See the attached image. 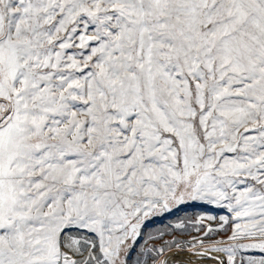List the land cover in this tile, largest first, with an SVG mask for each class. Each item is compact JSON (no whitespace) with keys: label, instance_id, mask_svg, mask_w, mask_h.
<instances>
[{"label":"snow or ice","instance_id":"6c2138e0","mask_svg":"<svg viewBox=\"0 0 264 264\" xmlns=\"http://www.w3.org/2000/svg\"><path fill=\"white\" fill-rule=\"evenodd\" d=\"M204 261L264 264V0H0V264Z\"/></svg>","mask_w":264,"mask_h":264},{"label":"rangeland","instance_id":"374dc122","mask_svg":"<svg viewBox=\"0 0 264 264\" xmlns=\"http://www.w3.org/2000/svg\"><path fill=\"white\" fill-rule=\"evenodd\" d=\"M201 214L223 215L226 214L225 210L215 208L212 205H182L179 209H173L172 213H164L163 215L153 216L150 220L146 221L144 232H156L166 225L173 224L177 219H188L190 217L198 216Z\"/></svg>","mask_w":264,"mask_h":264},{"label":"bare ground","instance_id":"6f19581e","mask_svg":"<svg viewBox=\"0 0 264 264\" xmlns=\"http://www.w3.org/2000/svg\"><path fill=\"white\" fill-rule=\"evenodd\" d=\"M176 260L178 261H184V260H188V259H194L190 256H188L187 254H180L174 257ZM203 264H211V261H204Z\"/></svg>","mask_w":264,"mask_h":264}]
</instances>
